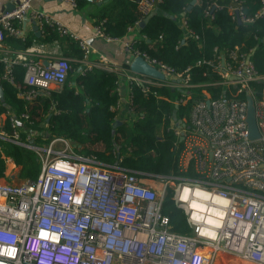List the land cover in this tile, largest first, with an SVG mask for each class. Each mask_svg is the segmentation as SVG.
Returning <instances> with one entry per match:
<instances>
[{
    "label": "built area",
    "instance_id": "2783aa9c",
    "mask_svg": "<svg viewBox=\"0 0 264 264\" xmlns=\"http://www.w3.org/2000/svg\"><path fill=\"white\" fill-rule=\"evenodd\" d=\"M64 1L76 6L75 0ZM161 2L137 0V11L143 18ZM261 4L252 16H245L236 0L228 8L248 23L263 15L264 0ZM25 18L34 21L40 32L53 27L87 48L85 40L47 12L33 8L31 0H18L0 13V51H5V36L21 35L19 24ZM94 30L105 42L118 40L108 36L100 23ZM122 43L129 65L141 58L159 75L135 72L128 65L123 74L129 95L124 100L116 82L113 109L125 101L130 110L134 85L144 96L161 97L159 90L171 89L174 97L169 100L176 108L191 98L195 84L186 75L140 51L135 39ZM31 51L2 58L0 66V80L9 83L14 82V65L24 67L22 82L28 88L18 87V95L26 99L48 93L51 84L61 88L71 69L65 56L44 64ZM213 52L211 59L197 64H206L218 76L206 84L225 90L212 99H194L182 127L173 121L175 134L182 135L175 176L152 179L118 164L103 165L94 156L76 153L64 137L41 145L22 142L16 120L6 111L11 132H0V138L9 137L34 150L40 170L35 180L0 181V264H215L220 253L264 264V74L238 47H215ZM104 60L87 65V70L107 67ZM256 84H262L260 94ZM247 95L253 100L258 130L253 139L246 121ZM147 180H161L160 188ZM168 190L186 217L189 234L174 232L162 212Z\"/></svg>",
    "mask_w": 264,
    "mask_h": 264
},
{
    "label": "trees",
    "instance_id": "16d2710c",
    "mask_svg": "<svg viewBox=\"0 0 264 264\" xmlns=\"http://www.w3.org/2000/svg\"><path fill=\"white\" fill-rule=\"evenodd\" d=\"M96 24L112 38H121L129 29H138L140 51L186 75L191 98L176 108V119L187 122L189 109L196 98H215L222 94V85L206 84L217 79V74L206 64L197 61L211 59L213 49L238 47L247 53L253 66L264 74V13L252 22H242L229 13L232 0H162L155 8V15L140 27L137 0H100ZM245 16H252L262 5L261 0H236ZM76 6L87 0H75ZM138 26V27H137ZM41 42L57 41L62 56L74 61L84 59V50L77 39L60 35L50 26L43 27ZM4 41L16 49L24 50L30 38L21 41L16 36H5ZM70 61L65 83L59 90L37 94L30 99L19 96L23 86L24 67H13L14 82L0 80L4 100L0 114L8 111L16 120V130L22 140L41 145L54 137H64L73 143L74 150L83 156H94L103 165L117 164L138 176L162 179L178 174L176 158L180 143L175 134L172 112L174 104L164 98L174 97L171 89L161 90L163 97L144 96L140 87H132L130 106L132 115L123 119L113 109L117 103L115 86L117 76L92 67L80 69ZM1 66V64H0ZM20 87V88H18ZM262 84H256L261 93ZM27 114L24 118L22 114ZM120 123L112 126L113 122ZM4 131L10 135L9 116ZM160 131V134H159ZM7 159L19 167V178L35 180L40 161L31 148L16 144L9 137L0 138V179L5 178ZM162 212L169 218L171 229L177 234H189L191 228L181 208L177 207L168 190L162 203ZM220 264L229 259L219 256Z\"/></svg>",
    "mask_w": 264,
    "mask_h": 264
},
{
    "label": "crops",
    "instance_id": "0c3cea01",
    "mask_svg": "<svg viewBox=\"0 0 264 264\" xmlns=\"http://www.w3.org/2000/svg\"><path fill=\"white\" fill-rule=\"evenodd\" d=\"M17 2L18 0H0V13L6 10V8H10L13 5L15 6ZM101 3L102 2L100 0H87L85 4L73 7L64 0H31V4L33 8L47 12L53 18L60 21L79 40L86 41L87 48L85 49L83 48L84 59H81L80 61L76 62L71 58L67 57L70 61L78 63L77 69L75 71V75L76 73H78L80 69L82 70L83 68H86L87 65L93 64L94 62H99L100 58L104 57L105 58L104 61L107 67L105 68L95 67V68L104 70L105 73L116 74L117 76L116 80L119 83L123 98L125 100L129 95V82L128 79L123 74V72L124 69L127 68L129 65L128 63L129 57L123 49L122 39L123 40L135 39L137 42L139 38L137 34L138 29L136 27L134 29L131 28L129 29L128 34L126 36L110 42H105L104 40L98 38L95 35V30H94L95 25H97L95 23L96 22L95 15ZM19 28L21 35L18 36L17 38H20L21 41L30 38L31 44L27 46V48H25L24 50L32 49L31 54L35 59L41 61L44 64H47L51 60H54L57 57L62 56V47L60 43H58L57 41L43 43L41 42V40H39L42 32H40L38 28H37L38 32L33 29V22L30 18H25L24 20H22L21 23L19 24ZM2 47L5 51L4 52L0 51V64L2 58L5 57L12 58L16 53L20 51H24L21 49H16L15 47H13V45L5 41L3 42ZM130 66L131 65H129V68L131 69ZM108 67L110 68L116 67V70L112 71ZM59 89H60L59 86L51 84L48 89V92ZM40 94H48V93L40 92ZM159 94L161 95V97L164 96L162 95L161 90H159ZM156 98H160V97H156ZM164 98L169 100L167 96H164ZM30 100L32 103H37V100H35V98ZM117 110L119 112V116L123 119H126L127 117L132 115L130 110L126 106L125 101L122 102L121 107ZM7 116L8 115L5 112L0 114V132L4 131L3 125ZM19 137L22 142H25L22 140L21 136ZM25 143H32V140H29L28 142ZM58 146L59 145H57V147ZM72 148L74 150L73 143H72ZM5 174H6L5 178H1L0 181L9 182L10 180H13L14 177L19 178V167L13 164L10 159H7V169ZM22 180L24 179L19 178V182H21ZM148 181L149 180H147V182ZM219 256L220 254H218L215 264H220ZM223 256L229 259L228 264H251L249 262L238 260L228 254H223Z\"/></svg>",
    "mask_w": 264,
    "mask_h": 264
},
{
    "label": "water",
    "instance_id": "95a60500",
    "mask_svg": "<svg viewBox=\"0 0 264 264\" xmlns=\"http://www.w3.org/2000/svg\"><path fill=\"white\" fill-rule=\"evenodd\" d=\"M195 2V0L191 1V4H193ZM99 3V2H98ZM14 7V5L10 8H6V10H10ZM153 15H155V10L151 11L149 14H147L140 22H139V26L142 27L146 21L152 17ZM33 22V29L37 30V25ZM250 57V56H249ZM131 69L133 71L136 72H149L152 74H157V71L152 68L151 66H149L148 64H146L145 62L142 61L141 58H135L132 63H131ZM159 75V74H157ZM4 100L3 98V90L2 87L0 85V102H2ZM246 101H247V109H246V121H247V125H248V132H249V137L250 138H256L258 137V130L256 127V122H255V110H254V105H253V100L252 97L250 95L246 96ZM176 107L173 109L172 112V116H173V120L175 121V126L180 128L183 125V122L180 119H176ZM120 123L119 120H116L113 122L112 126L114 127L116 124ZM182 140V135H180L178 137V142H180ZM114 164H117V161H115Z\"/></svg>",
    "mask_w": 264,
    "mask_h": 264
},
{
    "label": "rangeland",
    "instance_id": "374dc122",
    "mask_svg": "<svg viewBox=\"0 0 264 264\" xmlns=\"http://www.w3.org/2000/svg\"><path fill=\"white\" fill-rule=\"evenodd\" d=\"M159 134H160V131H159ZM6 181H9V180H6ZM9 182H14V183H18L19 182V178L17 177H14V179L13 180H10ZM161 180H153V181H148V183L150 184V185H152V187H154V188H157V189H159L160 188V186H161ZM223 254H225V253H223ZM221 255V254H220ZM227 256V255H226Z\"/></svg>",
    "mask_w": 264,
    "mask_h": 264
},
{
    "label": "bare ground",
    "instance_id": "6f19581e",
    "mask_svg": "<svg viewBox=\"0 0 264 264\" xmlns=\"http://www.w3.org/2000/svg\"><path fill=\"white\" fill-rule=\"evenodd\" d=\"M221 255L220 256H223V253H220Z\"/></svg>",
    "mask_w": 264,
    "mask_h": 264
}]
</instances>
